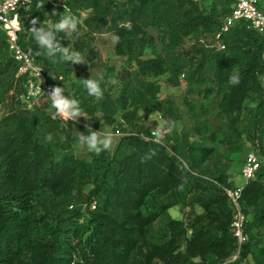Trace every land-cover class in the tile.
I'll list each match as a JSON object with an SVG mask.
<instances>
[{"label": "trees", "instance_id": "trees-1", "mask_svg": "<svg viewBox=\"0 0 264 264\" xmlns=\"http://www.w3.org/2000/svg\"><path fill=\"white\" fill-rule=\"evenodd\" d=\"M52 1L31 5L38 28L46 16L55 25L63 13L79 20L81 12L91 11L87 28L118 36L116 55L135 67L125 70L118 99L101 83L104 95L97 104L104 118L115 119L118 102L126 108L129 101L143 115L125 116L124 134L113 153L92 152L90 161L76 157L73 135L68 141L57 137L62 120L49 113V102L32 109L28 101L22 103L26 79L16 78L18 64L0 30V110L11 102L0 118V264H264V248L255 243V232L264 225V164L245 183L239 201L249 237L240 246L231 229L234 206L226 193L239 186L231 184L227 168L204 169L220 156L208 124L197 123L196 140L173 130L162 144L150 138L156 126L146 124L155 113L171 125L176 120L174 104L159 98L161 86L146 79L169 75L168 81L178 87L188 71L198 75V84L211 78L230 87L224 112L235 126L248 128L254 148L250 153L256 147L264 150V35L246 21L223 30L234 0ZM199 1L209 4L203 7ZM259 8L264 12V1ZM151 28H159L169 42L166 53L146 58L155 42ZM203 33L220 35L217 51L198 42L179 51L185 40ZM20 43L48 71L68 73L69 61L61 60V52L44 55L33 32L23 34ZM89 55L94 68L96 54L91 50ZM234 73L240 76L237 85L229 83ZM16 82L19 86L9 95ZM223 141L236 147V142ZM177 206L188 209L181 220L169 213Z\"/></svg>", "mask_w": 264, "mask_h": 264}, {"label": "rangeland", "instance_id": "rangeland-1", "mask_svg": "<svg viewBox=\"0 0 264 264\" xmlns=\"http://www.w3.org/2000/svg\"><path fill=\"white\" fill-rule=\"evenodd\" d=\"M53 2L52 0H50ZM63 4L64 0H58ZM197 2V1H196ZM201 6H208V1H199ZM54 3V2H53ZM57 6V5H56ZM55 6V7H56ZM58 13V7L54 10ZM70 14L69 12L62 15ZM92 15L91 11H83L80 15V26L75 32L66 31L56 33L54 43H58L61 49H69L70 52L80 56L82 63L69 61L68 73L58 70L49 71L50 76L57 82L56 87L64 89L63 95L69 99H75L79 102V106L85 115L76 118H65L56 114V109L50 104V114L53 118L59 116L62 120V131L57 133L58 139L68 141L72 134L74 141L72 143V153L81 159L90 161L92 152H89L86 145L81 144L80 135L87 137L90 132L100 133L101 136H111L113 145L110 153H113L120 138L124 134L122 129L126 127L125 119L128 113H132L136 117H141L143 112L139 110L130 101L126 108L121 106L118 101L119 112L115 119L107 121L104 118L103 112L97 104L98 99H92L86 88L83 86L82 80L93 78L99 79L103 77L101 83L104 86L105 92L110 94L114 99H118L124 87L123 75L126 71H134L135 67H131L126 58L119 57L115 53L116 42H113V34L108 32L92 33L86 26V19ZM40 26L48 28L53 26L52 18L46 16L44 19H39ZM149 34L154 38V45L146 52V58H152L155 54L166 53V44L169 42L168 37L163 35L159 28H151ZM199 43L209 48H215L217 51L219 43L213 33H203L198 38L193 40H185L183 45L179 47V51H189L195 43ZM94 51V68L88 64V60L92 58L90 51ZM60 53L57 51L55 54ZM169 75H164L160 78H148L149 82L159 84L161 93L159 98L164 104H174L176 110L172 113L175 124L170 122L161 114L155 113L147 121V125L156 126L162 132V139L168 131L177 130L190 135L193 140L197 139L194 132L198 122H205L209 126V134L216 137V146L220 152V156L215 161H209L205 165L206 172H214L217 169H226L233 186H244L245 181L242 177L243 166L247 160L251 150H254L249 130L245 124L235 126L232 119L224 112V107L229 100L231 89L227 84L219 85L211 78L202 81L198 84V75L191 76L188 71H184L179 78L180 86L176 87L168 81ZM19 85H14L9 95H13L15 89ZM210 89V91H208ZM187 100L193 106L191 109ZM22 103L27 102V98L22 97ZM6 107H1L0 118L6 116L9 112L10 100ZM29 108V107H28ZM170 114V113H168ZM120 134H117V131ZM231 140L236 142V147L231 144L223 143V140ZM252 152V151H251ZM260 164H264V150L255 148ZM89 189L86 190L88 192ZM184 212L183 206H177L170 210V215L174 219H182ZM197 212L202 210L197 208ZM252 218V216H250ZM255 243L264 248V225L255 232Z\"/></svg>", "mask_w": 264, "mask_h": 264}, {"label": "built area", "instance_id": "built-area-1", "mask_svg": "<svg viewBox=\"0 0 264 264\" xmlns=\"http://www.w3.org/2000/svg\"><path fill=\"white\" fill-rule=\"evenodd\" d=\"M262 1L264 0H234L233 11L225 19L223 30L228 31L237 22L246 21L252 29L264 35V12L259 8ZM33 2L34 0H0V30L6 36L11 57L18 64L16 78L26 79V98L29 109L39 106L41 102H51L49 95L55 89L49 71L38 63L30 52L24 50L20 43L23 34L32 32L33 27H39L38 22L35 25L32 23L35 19L31 12ZM219 37L220 35L217 36ZM116 133L120 134V131ZM150 138L155 143H163L162 132L158 128L151 131ZM260 168L258 156L250 153L242 170V177L246 184L256 178ZM243 189L244 186H239L235 190H226L234 206L231 229L240 246L249 240L246 233L247 217L239 203ZM92 207L94 208V205ZM237 258L238 255H235L232 261Z\"/></svg>", "mask_w": 264, "mask_h": 264}, {"label": "clouds", "instance_id": "clouds-1", "mask_svg": "<svg viewBox=\"0 0 264 264\" xmlns=\"http://www.w3.org/2000/svg\"><path fill=\"white\" fill-rule=\"evenodd\" d=\"M32 23L35 25L37 20L33 19ZM79 23L80 20H78L74 15L66 14L63 15L59 22L55 23V25L48 28L43 26L40 28L33 27L32 32L41 52L47 57L51 58L57 51H60L62 53V61L82 63V60L78 54L70 52L67 48L61 49L58 43H54V40L56 39V33L66 31L75 32ZM112 40L113 42H118L119 37L113 35ZM102 79L103 77H100L99 79L88 78L82 80L83 86L86 88L89 96L95 97L97 99L103 97L104 92L101 87ZM229 83L233 85L239 84V73H234L231 75L229 77ZM63 91L64 89L55 87V89L49 95L51 99V106L52 108L56 109V114L65 118H76L81 115H85L79 106V102L75 99L66 98L62 94ZM49 139H51V137H49ZM79 139L81 144L87 146L89 152H94L96 154H99L104 150H110L113 145L111 136H101L100 133L90 132L87 137L80 135Z\"/></svg>", "mask_w": 264, "mask_h": 264}]
</instances>
